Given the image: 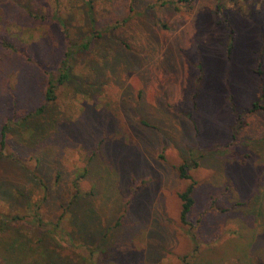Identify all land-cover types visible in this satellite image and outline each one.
Returning a JSON list of instances; mask_svg holds the SVG:
<instances>
[{
  "label": "rangeland",
  "instance_id": "rangeland-1",
  "mask_svg": "<svg viewBox=\"0 0 264 264\" xmlns=\"http://www.w3.org/2000/svg\"><path fill=\"white\" fill-rule=\"evenodd\" d=\"M4 132L34 260L42 237L68 264H264V0H0Z\"/></svg>",
  "mask_w": 264,
  "mask_h": 264
},
{
  "label": "trees",
  "instance_id": "trees-1",
  "mask_svg": "<svg viewBox=\"0 0 264 264\" xmlns=\"http://www.w3.org/2000/svg\"><path fill=\"white\" fill-rule=\"evenodd\" d=\"M192 0H179V2H189ZM231 31L234 33L233 28ZM232 33V34H233ZM72 45L69 47V51L66 52L65 58L57 71L46 72V81H45V105L36 110L35 115L44 114L45 108L53 104L57 98L56 91L59 87L65 85L70 81V58L74 52ZM82 48H88L87 45H83ZM232 47L229 49V55H231ZM33 114L28 116L31 117ZM28 118H24L22 122L26 123L28 128L32 126L28 125ZM34 133V132H33ZM6 132H4V140L0 144V153L5 151L7 142L5 140ZM189 166L187 163H184L180 166L179 172L182 179L190 180L192 177L189 174ZM80 178V177H79ZM77 184V182L75 183ZM7 185L0 182V235L8 232L11 235L8 236L5 242H0V264H68L64 259L57 254V252L48 249L43 244V239L40 237L35 245L37 252L39 253L40 260H34L32 253L35 251L34 246L23 241L19 234L16 232L15 227L19 225H27L31 223H37L39 226H43L45 219L41 214L35 213V216L31 217L28 215H22L20 213L11 212V207L15 202V193L18 192L17 188L14 186ZM194 185L192 184L188 189L179 195L181 200V222L184 225L191 226L190 213L194 206L193 191ZM30 205V204H29ZM29 205L26 206V210L29 209ZM10 211V212H9ZM29 218H33L32 222Z\"/></svg>",
  "mask_w": 264,
  "mask_h": 264
}]
</instances>
